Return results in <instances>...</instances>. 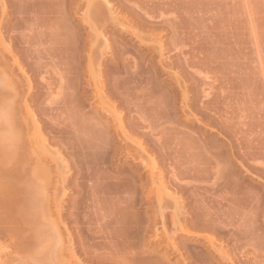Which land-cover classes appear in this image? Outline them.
<instances>
[{
    "label": "bare ground",
    "instance_id": "obj_1",
    "mask_svg": "<svg viewBox=\"0 0 264 264\" xmlns=\"http://www.w3.org/2000/svg\"><path fill=\"white\" fill-rule=\"evenodd\" d=\"M154 8L153 0H0V207L4 210H1L4 216L1 214L3 217H0V235L7 236L12 244L8 250L0 248V264H84V261L92 263L94 254L98 255L99 259H96L95 256L94 258L99 262L101 260L105 262L107 257V262L117 261V257H119V264H187L191 261L194 264H221V262L222 264H259L260 260L263 261L264 214L262 207L257 205L253 211L254 205H250L254 198L253 195L240 188L242 187L241 183L234 180L230 176L231 174L229 175L231 172L216 171L218 177H215V181L209 185L204 182L203 185L202 179L209 178L213 172L210 168L204 169L205 167L192 170L189 168V170L177 169L178 171L174 169L175 172L170 170L171 172L168 173L170 175L165 173L169 179L165 174H162L165 175L163 179L159 173L160 170L157 169L156 156L150 152L154 151V145L157 144L156 148L162 147V149L158 148V153L160 150H166L161 154L156 152V155H159L158 158L161 162H169L171 153L167 152V145L168 141L171 142L165 137L162 141L151 138L152 131L155 129L151 126V119L153 118L154 122L156 119L161 121V118L164 119L166 109L163 108L165 112L162 108V112L158 111L154 102L145 100L141 102L145 107L143 108L141 105L143 109L139 105L140 103H132L133 106L130 108L126 106L127 113L116 109V104L120 103L122 99L121 94L117 92L121 83L124 84L125 89H129L130 87H127L126 84H131L130 81L136 80L141 85L146 80L138 71L140 68L137 70V63L134 60L131 64L134 71L128 72L129 76L127 75L128 78L123 82L121 80L114 83L111 80L108 90L104 89L102 84L94 85L95 87L91 90L94 98L93 106L86 104L89 106L87 109L80 103L77 106L83 117L77 115L79 111L75 105L73 110L77 109V113H74L70 107L73 103L69 98L74 101L76 96L81 100L89 96L88 88L81 86V83L85 82L84 84L88 85L93 74L99 75L102 60L110 54L109 51H106L108 40L102 32L107 31L109 24L114 23L119 26L120 31L133 35L136 40L138 39V42L147 45V39L145 40L144 37L133 31L126 17L128 14L132 18L139 19L141 24L146 25L144 27L146 28L150 25L147 24V21L149 20L150 23V19L155 17ZM11 16L27 19L22 21H28V25L26 22L21 25L29 32H32L35 27H44L47 31H42L41 28V31L37 29L36 37H29L30 34L27 33L29 36L24 37L23 33L21 37V31L24 30L22 26L17 24L20 29L18 28V32H15L17 28L9 23L15 28L13 30L7 23ZM77 19L81 22L82 27L74 23ZM22 21L20 22L22 23ZM152 24L151 22L150 27ZM83 27H85V31ZM13 31L18 34L20 31V37L18 34L14 35ZM31 35L34 34L31 33ZM118 35L120 34L118 33ZM22 38L27 39L23 41L26 47H21V53L24 54L22 50H28V53L31 50L33 52L31 55L28 54L29 57L27 56L28 59L34 60V62H29L27 67L30 71H27L31 72L33 77L37 76V79L42 80L44 78L42 74H46V71L49 72V70L45 71V68H42L44 65H41V60L47 59L48 62H44L57 75L52 78L51 82L45 84L46 93L51 97V103L60 104L55 106V110L59 116L64 114V117H67L68 122L62 118L69 125L62 123L58 129H54L55 126L47 125L49 128L47 131L52 134L58 131L60 134L70 135L61 139H65V145L70 148L68 152L70 151L73 155L78 153L79 156L76 155V157H80V159L74 158L73 161L78 166L74 165L78 168V177L74 181H71L72 178L69 179L71 174L68 175L67 162L62 160L58 151L50 148V145L48 146L46 143V135L42 132L41 124L29 107L27 94L29 92L27 91L31 89V83L34 81H31L28 73L20 66L18 57L12 53L11 49L14 45L17 47ZM150 47L154 48L149 45L147 49ZM157 49L158 57H160L158 61L161 62L164 59L161 58L163 55L161 47L157 45ZM120 51L123 50L117 49L113 58L115 65L118 66L123 63L122 54L124 52L120 53ZM83 53L86 56L85 61L79 59ZM48 66L45 65V67ZM13 67L18 69L23 80L17 79ZM82 68L85 69L88 78L80 75V73H84L79 71ZM73 70L77 74L72 77L68 76ZM135 77L136 79H134ZM133 85L135 84L133 83ZM140 85L138 84V86ZM108 92L114 96V102H110L107 97ZM131 93L135 99L139 96L136 90L129 92V95ZM182 99L185 104L184 97ZM69 101L70 105H68ZM146 109L147 111L155 110L152 114L154 117L144 118L149 114ZM156 110L159 115H156L157 118L155 117ZM131 112L133 113L131 114ZM140 112L147 114L142 116ZM160 112L164 115L162 116ZM167 112L169 113L168 110ZM125 114L128 115L126 121L123 120V116L126 117ZM170 115L172 114L169 113V117ZM68 116L70 117L68 118ZM103 118H109V121L105 122ZM163 119L161 123L158 122L160 123L159 127L164 124ZM166 119L169 120L168 116ZM144 128L148 129L144 131ZM138 134L143 135V139L140 140ZM161 134L164 135V133ZM81 137L88 138L87 140L90 141L89 147L85 145L87 149L82 143ZM192 137L196 142L195 145L204 151L203 143L198 139L199 137ZM61 139L59 138V141ZM146 140L148 143L146 142V146H144L143 143ZM209 146L213 149V146ZM68 147L65 146V149ZM210 147H207L204 154L209 153L207 156L211 162L218 164L220 154L217 155L215 149H213L214 153L211 152ZM148 148L152 151H149ZM88 149L93 151L89 152ZM256 149L249 151L248 147V151L244 150L240 156L254 162V165L250 164L252 172L264 173V153L263 150ZM119 156L130 161L132 166L128 167L129 164L126 165L125 160L121 161L123 158L120 159ZM45 159L53 163V169H49L43 162ZM112 165H115L114 168L117 170L118 166L123 165L127 169L125 171L122 168L119 169L120 173V171H114ZM93 167L96 171H92ZM103 168H106L107 172L103 171ZM142 169L147 172V180H145L146 183L143 182L144 186H139L135 180L142 176ZM186 177L192 178L193 182L184 180ZM166 179L169 183L168 187L164 181ZM139 180L137 181L139 182ZM68 183H72L71 185L75 186V189L79 187L77 192L85 196L81 204V197H79L80 200L70 210L63 205L65 196L69 192L68 189H73V186L72 188L68 187ZM48 190H51V194L47 192ZM258 199L259 197L255 200ZM260 201L262 203V200H259V203ZM138 204H147V207L145 205L144 208L140 207L143 209H140ZM106 206L109 208L108 211ZM257 207L259 208L257 209ZM98 209L102 213L106 212L103 215L102 223L95 226L96 230L100 229L98 230L100 231L99 235L101 234L100 240L102 239L104 242L99 241L96 244L101 245L103 242L105 246H102L103 248L98 246V248H102L101 252L105 251V247L113 250V254L110 252L113 256H108L109 253L106 257L99 255L104 253L98 254L95 244L96 248L88 247L89 242L91 245L95 239V237L93 238L94 234H89L91 226L94 227V223L102 219ZM90 210L93 219L98 214V219L93 222L94 225L91 223V215H88ZM147 210L151 213L147 214ZM93 212H95V216H93ZM92 229L91 231H93ZM91 231L90 233H92ZM256 232L259 235H256ZM72 234L76 236L73 237ZM180 236H183V239L178 240ZM196 239H201V243L196 242ZM155 243L165 248L168 255H176L178 259L172 263L167 258L168 256H157L155 252H151L153 249L147 251L142 247L145 244L156 246ZM226 244L231 245L227 247ZM77 245L79 246L78 250L83 252V262L78 259L77 253L80 250L77 252ZM87 247L88 249L93 248V251L97 249L95 251L97 253L90 249V253L93 255L91 256ZM10 254L12 255L10 256ZM257 257L260 260L255 262L258 260Z\"/></svg>",
    "mask_w": 264,
    "mask_h": 264
},
{
    "label": "rangeland",
    "instance_id": "obj_2",
    "mask_svg": "<svg viewBox=\"0 0 264 264\" xmlns=\"http://www.w3.org/2000/svg\"><path fill=\"white\" fill-rule=\"evenodd\" d=\"M153 3L155 7L154 8L155 17L153 19H150L151 20L150 23L149 20L147 21V24L150 25L147 26L146 28H144L146 25L141 24V21L139 19L132 18V16L128 14L126 17L133 31H135L140 36L144 37L145 40L147 39L146 40L147 45L138 42V39L136 40V37H134L133 35H129V33L126 34V32L120 31L119 26L115 25L114 23L109 24L110 26L108 25L109 27L107 31H104L102 33L103 36L106 37L108 40L106 51H109L110 54H108V56H105V59L103 60L101 58L102 64L99 67L100 74L99 75H97V73L93 74V76L90 77V81L88 85L84 84L85 82H82L81 86H85L86 88H88L87 90L90 94H91V90H93V87L99 84H102L103 88L108 90V84L110 83L111 80H113L115 83L116 81L119 82L121 80H122L121 82H123L124 80H126V78H128L129 76L128 74L134 71L133 70L134 68L131 67V64L133 63L134 60V62L137 63V70L140 68L138 71L142 74V76L146 78V80L145 82L144 81L142 82L141 84L142 86H141L140 83L134 80L136 79V77L134 79H130L134 81H130L131 84H126L127 87H130L129 89L128 88L125 89L124 84L121 83L118 87V90L117 88L116 90L119 94H121L122 97L121 96L120 97L122 99L120 103L116 104V109L123 113L125 112L127 113V111H125L126 106L130 108L133 106L132 103H136V104L140 103L139 105L141 106L142 105L141 102L145 100L147 102L148 101L154 102L157 105V108L156 107L155 108L158 111L162 112L161 108L166 109L165 115L168 113L167 110L169 111L170 114H172L169 117V113H168L167 116L169 120L167 121L166 119L167 116L165 117V115L160 112L162 116L164 115L163 116L164 119H166L164 120L163 118H161L160 121V119H156L157 118L156 115H158L157 114L158 111L156 110L155 113L156 121L154 122V119L153 118L151 119V117H154L152 114L155 112V110L153 111V109H151L152 111H147L146 109L147 113L149 112V114L147 113L144 114V112L141 113L143 110L140 112L142 116L147 114L144 118L149 117L152 120L151 126H153L155 129H153L154 131H152L151 138L156 140L158 139V141L161 139L162 141V139L164 140L163 137H165V139L167 138L171 142L169 143L168 141V145H167L168 147L166 146L168 148L167 152L169 151L171 153V154L169 153L170 154L169 157L171 158L170 160H168L169 162H165V161L161 162L160 158H158L159 155H156V152L157 154H161V152L162 151L164 152V150L166 149H163L162 151L160 150V153H158L159 152L158 148L162 149V147L159 146L156 148L155 146H157V144H155L153 148L155 152L152 151L150 148H148L149 151L150 150L152 151L150 153H152L153 156L154 154L156 156L155 159L157 160L158 163L157 169L160 170V172L159 171L158 172L161 175L165 173L167 175H170L168 173L171 172L170 170L173 171L174 169L186 170L189 168L192 170V169H203L204 167H205L204 169L210 168V170L213 172V175L211 174L212 176L210 175L209 178L207 179H202V184L204 182V184L206 185L212 184L215 181V177L216 178L218 177L216 171L224 172L225 170V172L228 173L231 172L229 173V175L231 174L230 176L233 177L234 180L236 179V181L238 180L241 183L242 187H240V183H239V187L242 188V190H245L248 194L253 195L254 197L253 200L258 203L256 204L253 200L251 201L252 203L250 202V205L252 206L254 205L253 211H255L257 205L258 206L260 205V208L262 207L264 214V199H263L264 173H258L255 171L252 172L251 167L252 165H254V162L252 161L250 162V160L241 157L242 152L244 150L248 151V147H249V151L259 148L263 150L264 153V0H153ZM9 18L10 19H8L7 23L8 25L10 23L12 26H15V28H17V31L15 32H18V28L20 29V27H17V24L19 26L26 22L22 20H27L25 18L24 19L18 18L17 16H13V17L11 16ZM20 21H22V23ZM151 22L153 24L155 23L154 25L152 24L153 28L150 27ZM28 23L29 22L27 21L26 24L28 25ZM74 23H76L77 25H81L82 27V24L81 22H79L78 19L75 20ZM11 25L9 26L12 27ZM15 28H13V30H15ZM22 28L24 29L25 27L22 26ZM41 28L42 27L40 28L35 27L33 31H35L36 33L33 31L29 32V30L24 29L21 31V37L23 33H24L23 34L24 37L29 36L27 34H30L29 37L31 36L36 37L38 34V30H40ZM43 29H45L44 27L41 30L47 31L46 29L45 30ZM83 30L84 31L86 30L85 27H83ZM15 32L14 35L17 36L18 33ZM31 33L34 35H31ZM118 33L120 35H118ZM19 34L18 37H20ZM25 39L27 38H22V40L20 39L21 41L19 44H17V47L16 45H14L13 47H11V49H12V53H14L16 57H18V62L20 63V66H22V68H24L23 70L28 73L27 75L29 76L31 81L33 80L35 82V83L34 82L31 83V87H30L31 89L27 91L30 93V95L29 93H27L29 96V99L27 96L29 107L32 110V112L35 114L39 124H41L40 126L42 127L41 128L42 132L43 134L46 135V143L48 144V146L50 145L49 146L50 148L52 149L54 148V150L58 151L60 153V156L62 157V160L67 162L66 165L69 169L68 175L71 174L70 175L71 177H69V179L72 178L71 181H74L78 177L77 175L78 168L75 167L77 166V164L74 163L73 161L74 158L80 159V157H76V155L79 156V154L75 153L73 155L71 154L70 151L69 154L68 150H70V148L67 145H65L64 143L65 139L62 140L63 137L68 136L69 134L66 133L60 134L58 133V131H55L57 133L54 132L53 134L51 132L48 133L49 128L47 127V125L49 127L55 126L54 129H58L59 127H61L60 125H62V123L68 122L66 119L67 117H64L65 116L64 114L59 116V114H57V111L55 110V106H59L60 104L51 103L50 100L51 97H49L48 93H46L47 89L45 84L51 82L52 78L56 77L57 75H55L54 70L49 69L51 67H49L47 63H45L48 62L47 59L41 60V65H44L42 68H45L44 69L45 71L49 70V72L46 71L48 74L47 73L42 74L44 75L43 76L44 78L42 80L37 79V76L33 77L32 73L27 71V70L30 71L29 67H27L29 66V62H34V60L32 58L31 59L27 58V56L29 57L31 55L32 50L31 52H29L30 55H28L29 54L28 50L27 51L22 50V52H24V54L26 55L21 53L20 49L26 47V45L23 44V41ZM149 45L152 46V48L153 47L154 48L151 49L150 47V49L149 48L147 49ZM157 45L161 47V52L163 54L161 58L162 59L164 58L163 59L164 61L163 60H161V62L158 61L160 60L158 59L160 57H158L159 53H158ZM117 49L123 50L120 51V53L124 52L122 54L123 63H121L119 66L115 65V59H113ZM85 57L86 56L83 53L79 56V59L85 61ZM45 65L48 67H45ZM13 68L15 72L14 74L17 77V79L23 80L21 73L18 72V69L16 67ZM42 70L43 69H41V71ZM75 70H73L71 74L69 73L68 76L70 75V77H72L76 75L77 70L76 71ZM79 71L84 72V73L79 72L80 75H83V77L84 76L87 77L84 68H82V70L80 69ZM29 74L31 75V77ZM133 83L135 85H133ZM138 84L140 86H138ZM134 90H136V92H138L137 95H139L136 99L133 97V93L129 95V92H133ZM108 93H107V97L109 98L110 102H114L115 101L114 96ZM90 94L87 98H83V100H81L77 96L75 98L74 97L75 95L73 94L74 96L71 97L72 98L74 97V101L71 98H69V100L73 104L70 105V101H69L68 105H70L71 109L73 110L75 109L73 107L76 106L77 108L78 104L80 103V105L82 104L85 105L86 107L85 109H87L89 106L86 104L91 105L94 100L92 94L91 95ZM182 97H184L185 104H183L182 102L183 100ZM162 102L164 103L162 104ZM123 103L124 105H122ZM91 106H93V104ZM143 108L145 107L143 106ZM77 109L79 111V107ZM77 109L75 111L73 110V112L75 113ZM80 111L79 114L77 112L76 113L77 115H81L83 117ZM132 113L133 112H131V114ZM127 116L128 115H126V117L123 116V120L126 121L128 118ZM69 117L70 116H68V118ZM171 117L173 120L171 119ZM61 118L65 122H63ZM162 119L164 123L162 125L164 126V128L162 125L159 127V124L162 122ZM103 121L108 122L109 118H103ZM164 121L167 122L165 123ZM48 122L51 123L50 124L51 126L49 125ZM147 129L148 128H146L144 131H146ZM159 131L161 133H164V135L161 134ZM138 135H139L138 138L140 137L139 138L140 140L143 139V135L142 136L140 134ZM160 136L162 137L160 138ZM192 136L199 137L198 139L201 140V143H203L202 148L204 151L207 150V147H210L209 145L213 146L215 152L217 151L216 152L217 155L220 154L218 156L220 158L218 164H216L215 162H211L210 158H208L207 156V154L209 155V153L205 152L206 153L205 155L204 151H201L200 150L201 148L199 149L197 147L198 145L197 146L195 145L196 142H194L193 140L194 138ZM59 138L60 139L62 138L61 141H59ZM81 139L84 146L86 145L87 147H89L91 143L89 140H87L88 138L84 139L81 137ZM146 142L148 143V141L146 140L144 142L145 144L143 143L144 146H146ZM159 145L162 144L159 143ZM65 146L68 147V149L67 148L65 149ZM254 146L256 147L255 149ZM211 148L212 147L209 148L210 151L214 153V150ZM92 149L94 150V146ZM92 149L90 150L88 149V151L91 152L93 151ZM259 149L258 151H260ZM119 158L120 159L123 158L121 161L125 160V158L122 156L121 157L119 156ZM241 160H242V164H241ZM43 162L46 163L49 169H53V163L49 162L48 160L46 161V159L43 160ZM113 163L115 164V162ZM124 163L126 165L129 164L127 165L128 167L132 166V164L130 165V161H128L127 159L125 160ZM251 163L253 164L250 165ZM123 166L121 167L118 166V170L117 168H114L115 165L112 168L114 171L116 170L117 172H119L120 171L119 169L121 168L124 169L123 171H125L127 167L125 165ZM103 169H102L103 171L107 170L106 168ZM175 170L173 172H175ZM92 171H96L94 170V167ZM142 171L143 174L141 177L143 178L140 177L139 178L140 180L137 179L139 180V182L135 180L136 184L139 186H144V184L146 183L145 180H147V172L144 171L143 169ZM122 174H124V172H122ZM165 175H162V177L163 176L165 177ZM167 175L166 178L169 179V176ZM184 180L191 182L193 179L186 177ZM164 181L166 183V186L169 185L167 179ZM72 183H68L69 188L70 187L72 188L73 186L71 185ZM74 187L75 186H73V189L70 190L68 189L69 192H67L65 196V202L63 203L64 207L69 210L70 208H72V206H74V204H76L77 201L80 200L79 197H81L80 204L82 203V200L85 198V196L80 195V193L77 192L79 187L76 189ZM249 190L251 191L249 192ZM47 192L51 194V190H48ZM189 194L192 193L189 192ZM258 197L259 199L256 201L255 199H257ZM259 200H262V203L261 201L259 203ZM78 203L77 205H79ZM145 205L147 207V204H140V205L138 204L139 208L140 207L144 208ZM105 208H107L106 210L108 211L109 208L107 206ZM258 208L259 207H257V209ZM1 210L3 209H1L0 207V217H3L4 215L2 212L4 210L3 211ZM99 211H100L99 216L102 219H99L100 222L98 220L97 223H94L95 225L93 224V222L94 220L98 219V214H97L98 211L97 210L95 211L97 214V217H94L95 219H93L92 217L91 210H90V214H88L91 215L92 217L91 218L89 216L91 218V223L94 225V227L96 226V224L100 225V223H102L104 217L103 215L106 212L103 211L104 213H102L101 210ZM95 212H93V216L96 215L94 214ZM147 212H148L147 214L151 213V211L149 212L148 210ZM91 227L93 228L91 229L94 232L91 231L90 229L92 233H90L89 231V234L92 235L94 234L93 238L95 237L96 240L93 239L94 242L92 243L93 245L92 244L90 245L89 242L90 246L88 245V247H95L96 245L98 249V254L104 253L99 255H103L105 257L107 256V253H109L108 256L112 255L114 251L113 250L111 251V249H108L107 247H105L107 250L105 248L104 250L108 252L106 253L105 251L101 252V249L103 248L102 246H105V244L103 243L104 241L102 239L100 240L101 234L99 235L100 231H98L100 229L96 230L97 226L95 228L93 226ZM94 229L97 231L99 238ZM258 233L256 235H259ZM72 236L75 237L76 235L72 234ZM0 237H1L0 238L1 250L10 249L9 247H11L12 244L9 242L10 241L9 238L5 235L3 236L0 235ZM76 239L74 238V240ZM179 239L180 240L183 239V236L178 237V240ZM99 241H103L102 244L104 245L96 244ZM195 241L201 243V239H196ZM155 245L156 246L154 245L150 246L145 244L142 247L143 249L146 248L147 251L153 249L154 251L152 250L151 252L153 253L155 252V255L157 254V256L158 255L168 256L167 258H169L170 262L172 261L174 262L175 259H178L176 255L175 256L168 255L169 253H167L168 251L165 248L158 246V244L156 243ZM230 245L231 244L227 245V247H229ZM77 246L76 248L78 250L79 246L78 247ZM98 246H101L102 248L100 247L99 249ZM88 247L86 249H88ZM90 249L91 248L88 249L89 253H90ZM97 249L94 250L96 251ZM79 250L77 252H79ZM79 253H77L78 259L82 260L83 262L84 260L82 258L84 256L82 255L83 252H81V254ZM11 255L12 254H10V256ZM94 256H93L94 261L96 259H99L97 258L98 255L95 256L96 259L94 258ZM112 256H110V258H112ZM114 257L116 258L117 256L115 255ZM259 257H257L258 260H255L257 258L254 259L255 262L260 260L261 257L260 258ZM107 258H105L106 263L102 262L101 260L102 258H101L100 262L99 260L95 261V263L94 261L92 263L88 261H84V264L85 263L86 264L87 263L88 264H119V257H117L118 262L115 260L111 261L113 260V258L111 260L109 258V261L111 262H107L108 261ZM262 258L264 261V257ZM263 261L260 260L259 261L260 263L259 262L257 263L264 264ZM187 264H194V262L191 261Z\"/></svg>",
    "mask_w": 264,
    "mask_h": 264
}]
</instances>
